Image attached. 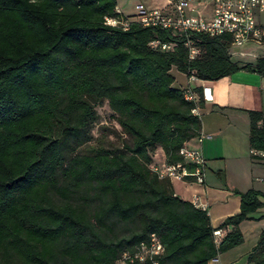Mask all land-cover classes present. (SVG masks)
Listing matches in <instances>:
<instances>
[{"label": "trees", "instance_id": "obj_1", "mask_svg": "<svg viewBox=\"0 0 264 264\" xmlns=\"http://www.w3.org/2000/svg\"><path fill=\"white\" fill-rule=\"evenodd\" d=\"M115 7L0 0V264H117L150 234L163 247L160 264H208L243 242L239 224L264 207V192L234 190L239 211L213 228L150 168L158 149L165 163L182 161L179 149L200 133L191 110L202 106L201 92L185 100L172 68L205 81L263 75L264 55L233 61L229 35L135 21L123 30L106 24ZM155 39L170 49L150 48ZM187 42L199 51L192 59ZM104 102L124 136L118 147L88 143ZM246 114L250 151L264 153L262 114ZM227 227L215 243L212 232ZM248 261L264 264L263 234Z\"/></svg>", "mask_w": 264, "mask_h": 264}, {"label": "crops", "instance_id": "obj_2", "mask_svg": "<svg viewBox=\"0 0 264 264\" xmlns=\"http://www.w3.org/2000/svg\"><path fill=\"white\" fill-rule=\"evenodd\" d=\"M172 1L174 0H116L115 8L122 17L133 20L136 15L135 6L138 4H143L148 9H167L170 8ZM191 8L189 11L191 14L209 20L212 14V0H192ZM256 21L264 25V10L256 14ZM263 55L264 51L262 54L248 52L241 57L243 60H234L232 57L231 59L253 64L258 57ZM181 75L184 81L178 89L199 88L201 92L202 106L197 107V111L200 119V133L207 137L203 138L200 144L197 143L196 138H193L187 146L201 152L205 175L202 184L171 181V185L177 197L190 201L193 196H198L202 202H205L210 224L216 228L227 216L239 211L240 199L233 193L234 190L245 192L253 189L264 192V185L261 183L264 181L260 180L264 178L259 177H254L248 182L244 180L241 182L242 185L232 182H228L227 185L231 164L236 162L237 169H241V164L249 158L251 164L264 165V158L250 156L249 120L246 114L249 110L259 111L264 119V76L254 72L238 71L216 81H205L188 78L182 73ZM174 83L175 77L173 87H175ZM203 87L209 88V99H203ZM243 141H247V147ZM156 156L159 157L160 163L164 161L163 152L160 149L155 152L154 158ZM218 171L224 174V183L217 175ZM257 211L260 212V216H252V219L239 224L243 242L218 254L208 264H254L248 261V256L257 244L260 235L263 234L264 237V207ZM229 229L230 227L221 230L225 234Z\"/></svg>", "mask_w": 264, "mask_h": 264}, {"label": "built area", "instance_id": "obj_3", "mask_svg": "<svg viewBox=\"0 0 264 264\" xmlns=\"http://www.w3.org/2000/svg\"><path fill=\"white\" fill-rule=\"evenodd\" d=\"M191 1L174 0L167 9H148L143 4H138L135 6L136 15L133 20L122 17L116 10L118 16L106 18V24L126 30L129 23L135 21L144 27H158L172 33H203L211 37L229 35L230 47H240L246 43H264V25L256 21V14L264 10V0H212V14L209 20L189 12L192 9ZM186 46L189 49V58H194L199 51L189 42ZM149 47L167 51L170 49V44L155 39L149 42ZM245 54L247 53H239V56L243 57ZM209 91L208 87L202 88L204 100L210 98ZM183 95L187 101H196V95L189 88L184 90ZM191 113L199 116L197 107L193 108ZM206 137L199 133L195 138L200 144ZM250 154L256 158H264L263 152L251 150ZM179 155L182 157L180 162L167 164L163 161L160 164L153 163L150 168L160 179L202 184L205 165L201 152L188 148L187 143H184L179 149ZM260 180L264 181V179ZM190 203L198 209L207 211V204L198 196H193ZM223 234L221 229H215L212 232L214 242L218 243ZM162 253L163 247L160 241L155 234H150L147 241L136 245L132 253H123L117 264H160L159 257Z\"/></svg>", "mask_w": 264, "mask_h": 264}, {"label": "rangeland", "instance_id": "obj_4", "mask_svg": "<svg viewBox=\"0 0 264 264\" xmlns=\"http://www.w3.org/2000/svg\"><path fill=\"white\" fill-rule=\"evenodd\" d=\"M252 50V51H251ZM252 52V54H262L264 51V43L255 44V43H247L243 46H231L230 54L234 60H243V58L239 57L240 52ZM170 74L175 77L174 86L176 88H180L183 84L184 78L180 72H178L175 68L170 70ZM97 120L95 124L92 126L91 135L92 139L90 140L89 145H103L105 147H118L121 144V139L124 137L120 133V128L116 124L115 120L111 116V112L104 102L96 107ZM243 144H246L247 141H243ZM155 155V154H154ZM153 163H160L159 157H153ZM230 173L228 175V182L234 184H241L242 181L248 182L254 177L264 178V165L261 164H251L248 158V161L244 164H241V169H237L236 162L230 165ZM244 183V182H243ZM260 183V182H259ZM264 185V182H261ZM242 185V184H241ZM263 190V189H259ZM251 216L257 217L260 216V212H254Z\"/></svg>", "mask_w": 264, "mask_h": 264}]
</instances>
